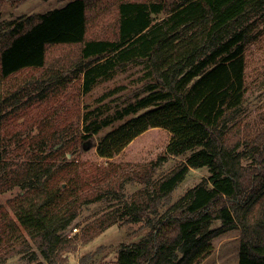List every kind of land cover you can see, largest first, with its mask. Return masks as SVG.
<instances>
[{
  "label": "trees",
  "instance_id": "1",
  "mask_svg": "<svg viewBox=\"0 0 264 264\" xmlns=\"http://www.w3.org/2000/svg\"><path fill=\"white\" fill-rule=\"evenodd\" d=\"M19 2L0 0V15ZM263 11L264 0H68L0 21V194L19 188L0 203V260L35 248L45 260L36 264H67L63 230L84 205L117 190L107 186L108 165L84 168L66 154L81 142L111 159L161 127L170 133L162 158L185 159L155 182L138 176L151 191L84 224L69 248L112 224L146 221V233L122 244L115 264H197L214 237L239 228L238 264H264V111L250 121L243 108L246 50L259 37L250 19ZM64 49L74 53L55 55ZM139 64L149 81L143 95L112 113L86 109L76 134L60 127L68 85L86 94ZM200 167L206 177L150 216Z\"/></svg>",
  "mask_w": 264,
  "mask_h": 264
},
{
  "label": "rangeland",
  "instance_id": "2",
  "mask_svg": "<svg viewBox=\"0 0 264 264\" xmlns=\"http://www.w3.org/2000/svg\"><path fill=\"white\" fill-rule=\"evenodd\" d=\"M67 1L20 0L15 6L6 3L1 9L0 21L46 12L63 6ZM254 19L258 24L255 32L259 37L257 41L250 43L246 50V75L249 95L244 101L243 108L244 119L260 121L261 116L258 115L261 111H264V11L252 16L250 20ZM73 53V50L64 49L62 51L56 50L55 55L71 56ZM148 82L142 65L139 64L129 65L124 70H118L112 79L99 82L86 94H81L76 86L68 85L69 92L66 104L56 116L61 122L60 127L65 126L68 132L75 133L80 123L82 126V114L86 109L94 107L110 108L109 112L112 113L115 109H119L126 103L136 99V97L143 95V90ZM120 85L122 87L115 90L113 94L102 96ZM109 128L105 127L96 136L103 134ZM169 138L170 133L166 129L150 127L131 140L111 159L99 157L95 148H88L86 144L85 149H81V142H79V147L73 155L66 154L70 159L86 163L83 165L84 168L90 169L94 164L105 167L108 165L111 176L108 177L107 182L109 184L107 186L111 187L110 189L117 190L116 196L108 194L101 200L84 205L76 218L63 230L62 236L66 238L63 255L66 257L67 264H115L119 247L122 244L138 240L146 233L149 228L146 221L136 223L120 222L112 224L89 242L84 244L78 242L75 248H69L76 240L75 237L80 233V229L84 224L106 211L137 199L145 190L151 191L152 185H146L138 176L146 172L151 174V180L155 182L169 174L185 159L186 155H170L162 158ZM208 173L206 167L190 169L182 182L167 197L158 202V213L155 215L150 214V216L163 214L170 204L177 201L188 188L197 184ZM18 191L19 188L14 187L0 194V203L6 204V199L12 197ZM220 223V220H214L211 227H218ZM239 235V228H233L214 237L211 241L213 244L211 254L197 264H238ZM33 249V253L30 251L0 260V264L45 262L39 251Z\"/></svg>",
  "mask_w": 264,
  "mask_h": 264
},
{
  "label": "water",
  "instance_id": "3",
  "mask_svg": "<svg viewBox=\"0 0 264 264\" xmlns=\"http://www.w3.org/2000/svg\"><path fill=\"white\" fill-rule=\"evenodd\" d=\"M85 146V145H84Z\"/></svg>",
  "mask_w": 264,
  "mask_h": 264
}]
</instances>
